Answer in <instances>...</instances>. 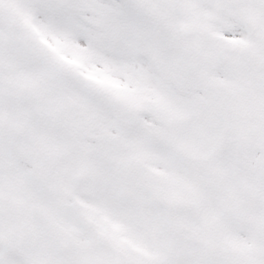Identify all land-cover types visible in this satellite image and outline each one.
Returning <instances> with one entry per match:
<instances>
[{"label":"snow or ice","instance_id":"snow-or-ice-1","mask_svg":"<svg viewBox=\"0 0 264 264\" xmlns=\"http://www.w3.org/2000/svg\"><path fill=\"white\" fill-rule=\"evenodd\" d=\"M0 264H264V0H0Z\"/></svg>","mask_w":264,"mask_h":264}]
</instances>
